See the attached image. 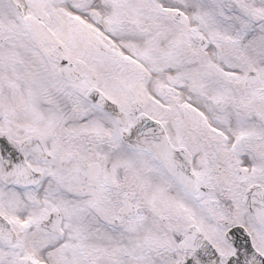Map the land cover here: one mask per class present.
<instances>
[{
	"label": "snow or ice",
	"instance_id": "obj_1",
	"mask_svg": "<svg viewBox=\"0 0 264 264\" xmlns=\"http://www.w3.org/2000/svg\"><path fill=\"white\" fill-rule=\"evenodd\" d=\"M0 264H264V0H0Z\"/></svg>",
	"mask_w": 264,
	"mask_h": 264
}]
</instances>
